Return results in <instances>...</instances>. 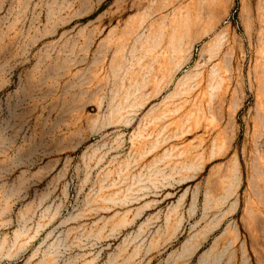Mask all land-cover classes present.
I'll list each match as a JSON object with an SVG mask.
<instances>
[{
	"label": "rangeland",
	"instance_id": "374dc122",
	"mask_svg": "<svg viewBox=\"0 0 264 264\" xmlns=\"http://www.w3.org/2000/svg\"><path fill=\"white\" fill-rule=\"evenodd\" d=\"M0 264H264V0H0Z\"/></svg>",
	"mask_w": 264,
	"mask_h": 264
}]
</instances>
